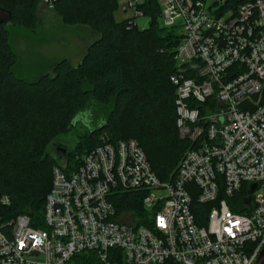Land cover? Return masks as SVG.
Instances as JSON below:
<instances>
[{
	"label": "built area",
	"instance_id": "built-area-1",
	"mask_svg": "<svg viewBox=\"0 0 264 264\" xmlns=\"http://www.w3.org/2000/svg\"><path fill=\"white\" fill-rule=\"evenodd\" d=\"M156 2L165 27L182 36L171 82L189 147L175 178L162 182L136 140L103 133L75 168L53 167L42 222L3 221L10 198L0 195V264L256 263L264 247V0ZM144 3L128 1L130 27ZM126 191L146 193L143 217L117 208ZM195 202L210 206L205 224Z\"/></svg>",
	"mask_w": 264,
	"mask_h": 264
},
{
	"label": "trees",
	"instance_id": "trees-1",
	"mask_svg": "<svg viewBox=\"0 0 264 264\" xmlns=\"http://www.w3.org/2000/svg\"><path fill=\"white\" fill-rule=\"evenodd\" d=\"M118 1L59 0L53 4L64 8L62 16L67 23L69 8H77V21L88 23L98 37L79 64L60 60L38 80L27 82L15 74L18 55L8 26L25 28L35 22L42 2L0 0L8 15L7 22L0 19V195L10 198V205L2 210L3 221L27 215L42 222L53 167L66 161L68 167L75 168L76 159L97 147L103 133L113 142L136 140L162 182L175 178L189 147L178 135L176 88L171 82L182 36L171 28L159 27L161 10L156 0H145L140 7L144 16L152 18L144 30L130 27L128 19H114ZM242 1L230 3L236 7ZM77 3H88L90 12L82 13ZM87 75L90 88L84 86ZM111 102L115 110L106 121L88 129L74 147L64 146L65 154L55 155L54 143L74 128L77 116L86 113L89 104L107 106ZM117 194V208L144 216L142 199L146 193ZM209 207L193 204L199 224H205ZM140 224L149 225L146 220Z\"/></svg>",
	"mask_w": 264,
	"mask_h": 264
},
{
	"label": "rangeland",
	"instance_id": "rangeland-1",
	"mask_svg": "<svg viewBox=\"0 0 264 264\" xmlns=\"http://www.w3.org/2000/svg\"><path fill=\"white\" fill-rule=\"evenodd\" d=\"M128 1L129 0L118 1L114 11V19L116 21L121 22L133 16V11L129 9L124 10L127 7ZM209 2L210 0H208V3ZM77 5L76 6L80 10L82 8V13L84 14L91 10V7L87 6L88 3H77ZM74 7L75 6H73V8ZM63 9V7L41 4L35 22H30L25 28L8 26L11 32L10 42L15 52L18 53V64L16 65L17 72L32 76V73L39 71L48 64L52 65L55 61L63 59H68L73 64L80 63L82 54L86 52L91 42H93L98 35L93 32L88 23L82 22V20L77 21V18L80 19L79 15H77V8L75 9L76 11L69 8L70 15L68 18L70 21L68 23L62 16ZM84 14H81V17H83ZM76 16L78 17L76 18ZM0 19L4 22L8 20L7 13L2 10L1 7ZM151 21L152 18L150 16L139 17L137 19V28L144 30L150 26ZM157 23L159 27H165V21L161 15L157 17ZM179 23L180 20L175 22V24ZM53 66L54 65H52V67ZM52 67H50L47 72H49ZM89 75L85 76L83 79L85 88H90ZM36 80L25 81L32 82ZM87 108L86 113L77 116L74 128H71L62 136L61 140L58 142V147H74L78 140L86 134L88 129L94 127L96 124H102L114 113L115 104L111 102L107 106H101L96 103H91ZM54 148L55 147H53V149ZM55 155L57 156L58 153H55Z\"/></svg>",
	"mask_w": 264,
	"mask_h": 264
},
{
	"label": "crops",
	"instance_id": "crops-1",
	"mask_svg": "<svg viewBox=\"0 0 264 264\" xmlns=\"http://www.w3.org/2000/svg\"><path fill=\"white\" fill-rule=\"evenodd\" d=\"M17 53V52H16ZM18 54V53H17ZM85 53H83L82 54V57H83V55H84ZM82 57H81V59H82ZM81 59H80V61H81ZM58 61H55L54 63H52V65H54L55 63H57ZM18 64V63H17ZM52 65H50V64H48L46 67H44V68H41L39 71H36V72H34V73H32L31 75L32 76H28V74L26 75V74H21L20 72H17V66L15 67V73H16V75L19 77V78H21V79H23V80H36V79H39L42 75H44L49 69H50V67H52Z\"/></svg>",
	"mask_w": 264,
	"mask_h": 264
},
{
	"label": "water",
	"instance_id": "water-1",
	"mask_svg": "<svg viewBox=\"0 0 264 264\" xmlns=\"http://www.w3.org/2000/svg\"><path fill=\"white\" fill-rule=\"evenodd\" d=\"M58 146H59L58 143H54L53 147H55L54 148L55 152L58 153V154H61V155L65 154L66 153L65 148H60ZM257 187L258 186L256 184L252 185L251 188H250L249 194L251 195L257 189ZM248 201H251V197L248 199ZM255 264H264V247L261 250V252L259 254V257H258V259H257Z\"/></svg>",
	"mask_w": 264,
	"mask_h": 264
}]
</instances>
